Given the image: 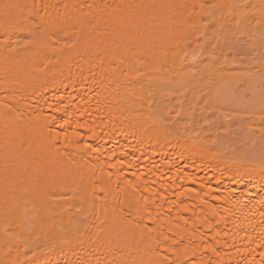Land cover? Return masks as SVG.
I'll return each mask as SVG.
<instances>
[{
    "label": "bare ground",
    "instance_id": "1",
    "mask_svg": "<svg viewBox=\"0 0 264 264\" xmlns=\"http://www.w3.org/2000/svg\"><path fill=\"white\" fill-rule=\"evenodd\" d=\"M0 264H264V0H0Z\"/></svg>",
    "mask_w": 264,
    "mask_h": 264
},
{
    "label": "rangeland",
    "instance_id": "2",
    "mask_svg": "<svg viewBox=\"0 0 264 264\" xmlns=\"http://www.w3.org/2000/svg\"><path fill=\"white\" fill-rule=\"evenodd\" d=\"M208 125V124H207Z\"/></svg>",
    "mask_w": 264,
    "mask_h": 264
}]
</instances>
